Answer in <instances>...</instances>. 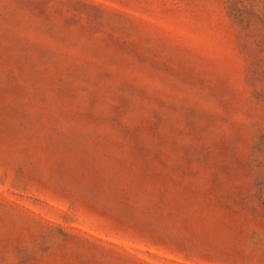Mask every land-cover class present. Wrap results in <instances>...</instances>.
<instances>
[{"label":"rangeland","instance_id":"1","mask_svg":"<svg viewBox=\"0 0 264 264\" xmlns=\"http://www.w3.org/2000/svg\"><path fill=\"white\" fill-rule=\"evenodd\" d=\"M0 264H264V0H0Z\"/></svg>","mask_w":264,"mask_h":264}]
</instances>
